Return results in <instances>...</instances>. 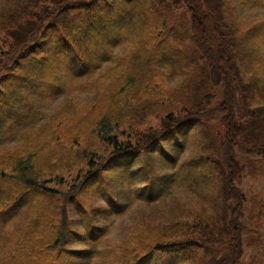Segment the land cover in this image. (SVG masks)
<instances>
[{
  "label": "trees",
  "instance_id": "1",
  "mask_svg": "<svg viewBox=\"0 0 264 264\" xmlns=\"http://www.w3.org/2000/svg\"><path fill=\"white\" fill-rule=\"evenodd\" d=\"M255 7L0 0V264H264Z\"/></svg>",
  "mask_w": 264,
  "mask_h": 264
},
{
  "label": "rangeland",
  "instance_id": "2",
  "mask_svg": "<svg viewBox=\"0 0 264 264\" xmlns=\"http://www.w3.org/2000/svg\"><path fill=\"white\" fill-rule=\"evenodd\" d=\"M243 17L248 18H254V19H260L264 16V8L261 7H255L252 9H245V11H242ZM128 47L118 48L117 50L119 53H123L128 51L131 48V44H127ZM178 82V79H172L169 80L168 84H176ZM90 95H80L77 94L76 101L81 103V101L89 100ZM66 97L59 98L55 101H52V103H49L48 108L50 109L49 112H53L55 109H58L60 105L65 103ZM39 124H41L39 122ZM43 143L45 144V139L43 140ZM248 167V165H246ZM246 169V168H245ZM64 177L67 181L71 180V175L69 171H63ZM247 172V171H246ZM256 175H249L245 173L244 177V183H243V190L246 192L249 199H252L253 197L256 198L257 201L264 202V171L261 170H255ZM126 223L122 220H119L118 223H115L113 226L112 234H116L118 232V229H121L123 226H125ZM264 231V227L261 228ZM252 253L250 250H247L245 257L242 260L241 264H249L251 259Z\"/></svg>",
  "mask_w": 264,
  "mask_h": 264
}]
</instances>
